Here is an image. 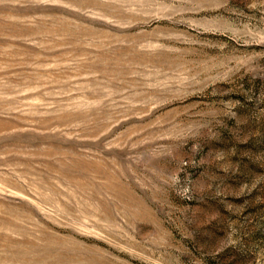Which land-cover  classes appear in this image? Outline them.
I'll use <instances>...</instances> for the list:
<instances>
[{
  "label": "rangeland",
  "instance_id": "rangeland-1",
  "mask_svg": "<svg viewBox=\"0 0 264 264\" xmlns=\"http://www.w3.org/2000/svg\"><path fill=\"white\" fill-rule=\"evenodd\" d=\"M0 264H264V0H0Z\"/></svg>",
  "mask_w": 264,
  "mask_h": 264
}]
</instances>
